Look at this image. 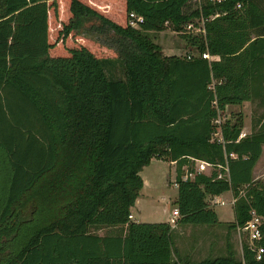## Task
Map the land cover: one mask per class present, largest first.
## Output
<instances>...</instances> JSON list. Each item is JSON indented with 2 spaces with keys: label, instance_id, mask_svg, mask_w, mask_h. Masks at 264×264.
I'll return each instance as SVG.
<instances>
[{
  "label": "trees",
  "instance_id": "1",
  "mask_svg": "<svg viewBox=\"0 0 264 264\" xmlns=\"http://www.w3.org/2000/svg\"><path fill=\"white\" fill-rule=\"evenodd\" d=\"M188 2L0 0V264H264L245 241L242 258L230 247L182 258L169 222L129 218L140 171L154 157L174 161L176 223L220 224L207 197L230 191L229 227L255 210L264 247V181L253 177L264 145V9L256 0L207 3L205 18L220 15L188 40L218 58L165 56L149 32L165 22L181 30L198 16ZM131 12L143 17L138 29ZM86 23L114 47L80 36ZM244 102L258 112L245 137L241 111L213 124ZM191 158L227 170L183 179ZM101 227L119 231H92Z\"/></svg>",
  "mask_w": 264,
  "mask_h": 264
},
{
  "label": "rangeland",
  "instance_id": "2",
  "mask_svg": "<svg viewBox=\"0 0 264 264\" xmlns=\"http://www.w3.org/2000/svg\"><path fill=\"white\" fill-rule=\"evenodd\" d=\"M256 1L260 5V7L264 9V0ZM187 5L188 6L186 8L190 11V8L192 9V4L188 2ZM84 25L85 26L79 30V33L81 34L80 36H87L93 39H97L98 41L110 47H114V43L110 40L106 41L103 35L99 36L97 33L94 34L93 32H91L88 23ZM149 35L154 43L160 46L161 52L165 56H167L166 51L169 48H176L175 52L176 54H178L176 56H184L189 51L196 52L193 48H191L188 36L199 38V36H196L194 33L185 34V32H179L175 30L168 22L163 25V28L160 31L149 32ZM101 48L103 52H106L105 55H107L109 58L116 57L112 48H107L106 46L102 45ZM104 67L110 77H123V70L120 65L104 63ZM240 111L243 113V117L245 118L247 124H251V119L253 116H258V112H256V114L252 112L254 111V107L251 104H247L244 106H227L222 115L224 116V119L232 118L234 114ZM243 130L246 131L244 127ZM152 159L154 160L149 165L145 166L142 170V176L145 179L146 186L141 191L136 204H134V206L131 208V213L133 215L132 221L135 222H167L166 220H168V218L170 219V216L174 208L176 207L175 202L177 198V188L173 183L175 181L174 174L176 164L171 165L168 161L155 157ZM210 171V168L205 170V172L207 173ZM185 172L186 167H184V174ZM253 177L259 178V180L264 181V146L262 147V155L259 159V162L254 168ZM231 196V192L230 194L226 193L224 197L220 199L223 201V204H213V202L211 201L212 198H207V202L211 207L214 208L221 220H228L233 216V205H231L230 203ZM177 224L178 223H175V226ZM176 228L174 229L178 231V228ZM117 230L118 228L115 227H101L99 229H92V231L100 235L117 233L119 231ZM226 230V226L222 228L216 225H191L188 228L185 227V233L183 235H180V239L183 238V240L178 241L183 242L189 241L190 239L198 241L199 238L197 237L200 236L203 240L206 241V243H210V245L212 246V250L204 249L200 253L195 252L193 248L188 249L190 248V246L187 244H183V246L186 245V258L190 259L191 261L197 262L201 260L202 257L208 254L212 256L218 255L216 253L223 254L221 248H224L225 246L226 239L225 237L223 238V236L226 233ZM176 238V234L172 233V241L174 244L176 243ZM244 241L249 242V239L247 238L245 233H240V237H238L237 231H234L232 241L231 243H228L230 244V249L234 248V251L238 258L242 257L240 250Z\"/></svg>",
  "mask_w": 264,
  "mask_h": 264
},
{
  "label": "built area",
  "instance_id": "3",
  "mask_svg": "<svg viewBox=\"0 0 264 264\" xmlns=\"http://www.w3.org/2000/svg\"><path fill=\"white\" fill-rule=\"evenodd\" d=\"M221 1H223V0H189V3L192 4V9L190 8V11L191 12L197 11L198 16H196L195 18L190 20L181 30H177V31L185 32V34L194 33L196 36H200V35L204 36L205 32H206L205 31V22L208 20L214 19L215 17L219 16L220 14L216 13L214 15H210L208 18H205L202 15L203 7L207 3H219ZM235 8H241V4L240 3L236 4ZM141 23H143V17L142 16L137 15L134 12H131L129 14V18H128L129 26H131L132 28L138 29V28H140ZM165 23H167V22H165ZM184 56H186L187 59H191L193 57H201V58H204L207 60H212V59L218 58L217 56L210 55L207 51H205V52H191V51H189ZM222 114H223V112L218 113L217 117L213 120V124L220 126V124L224 120V116ZM246 134H247V132L242 129V131L239 134V138L245 137ZM214 136L219 137V140H221V138L219 136V131H217L214 134ZM191 160L194 162V172L186 170V172L183 176V179L193 178L196 172L197 173L205 172V170L208 168H210L211 170H212V168H219V169L227 170L226 166H221V165L216 166V165H213L209 162H206L203 160H197V159H193V158H191ZM171 163H175V162L173 161ZM221 176H222V174L218 173V177H221ZM173 183H174V185L177 186L175 181ZM210 198H212L211 201L213 202V204H215V203L223 204L222 200L217 199L214 196L209 197V199ZM235 201H236V198L231 196V198H230L231 205H233ZM178 217H179V213H178L177 208H175L173 210L171 216H170V219H169V224L172 227L175 226V223H176V220ZM129 218L132 219V215H129ZM262 223H263L262 217L259 214H257L255 210H251L249 219L241 227L237 226V231L239 233H243V234L245 233V235L249 239V242H247V244H248L249 249L254 252V257L256 260H260L262 257V254L264 253V247L258 244V242H260V240L262 239V232L260 229V226L262 225Z\"/></svg>",
  "mask_w": 264,
  "mask_h": 264
},
{
  "label": "crops",
  "instance_id": "4",
  "mask_svg": "<svg viewBox=\"0 0 264 264\" xmlns=\"http://www.w3.org/2000/svg\"><path fill=\"white\" fill-rule=\"evenodd\" d=\"M170 50H172V51H170ZM169 51V52H168ZM176 48H169L167 51H166V55L167 56H176V55H178V54H176ZM247 104H250L249 102H244L243 104H242V106H244V105H247ZM229 106H232V105H229ZM244 124H245V126H244V128H245V130L249 133L250 132V129H251V124L249 123V124H247L246 123V121H245V118H244ZM264 146V145H263ZM262 155V154H261ZM260 159V158H259ZM154 159H151V162L153 161ZM150 162V163H151ZM258 162H259V160H258ZM258 162L256 163V165L258 164ZM169 164H171V165H174L175 163H171V162H169ZM255 165V166H256ZM255 168V167H254ZM143 170V169H142ZM142 170L140 171V176L142 177V179H143V187H142V189L140 190V193H139V195L141 194V191L144 189V187L146 186V182H145V179L143 178V176H142ZM253 174H254V169H253ZM174 179H175V174H174ZM255 180H259V178H254ZM175 186V185H174ZM176 188H177V186H175ZM230 194V191H226V192H223V193H221L220 195H218V196H214V197H216L217 199H222L223 197H224V195L225 194ZM138 198H139V196H138ZM138 198L136 199V202H137V200H138ZM207 198H209V197H207ZM136 202H135V204H136ZM176 208V207H175ZM174 208V209H175ZM216 212V211H215ZM217 214V213H216ZM131 215H132V213H131ZM232 215H233V213H232ZM217 218H218V221L220 222V224H218V225H216V226H219V227H222V228H224L225 226H226V228H227V230H226V233L224 234V236H223V238L225 237V239H226V242H225V246H224V248H221V250H222V253L223 254H219V253H216V254H218V255H216V256H220V255H226L229 251H228V248L230 247V244H228V243H231V241H232V237H233V235H234V231H237V227L234 229V228H231V227H229V223H232L233 222V220H234V216H232V218L231 219H228V220H221L220 219V217L218 216V214H217ZM132 219H133V215H132ZM131 219V220H132ZM167 222L169 221V218H168V220H166ZM191 225L190 224H177L176 226H174V227H172V233H174V234H176V236H177V238H176V243L174 244L173 243V246H174V248L176 247V249H177V255L178 256H180V257H182V258H186L187 257V255H186V249H185V247H186V245H184L183 246V244H187V245H189L190 246V248H188V249H194L195 250V252H198V253H200L201 251H203L204 249H209V250H212V246L210 245V243H206V241L205 240H203L202 239V237H200V236H195V237H197V238H199V240L198 241H194V240H189V241H183V242H180V241H178V240H183V238H181L180 239V235H183L184 233H185V227H190ZM178 228V231H176L174 228ZM184 227V228H183ZM176 228V229H177ZM237 236L238 237H240V233L237 231ZM221 241V240H220ZM222 242V241H221ZM189 243V244H188ZM247 243V242H246ZM209 244V245H208ZM175 249V250H176ZM232 250H234V248L232 249ZM241 254H242V246H241ZM235 252V251H234ZM210 254H212V253H210ZM210 256H212V255H206V256H204V257H202L201 259H203V258H206V257H210ZM235 256H236V253H235ZM212 257H215V256H212ZM237 257V256H236ZM242 258V257H241Z\"/></svg>",
  "mask_w": 264,
  "mask_h": 264
}]
</instances>
